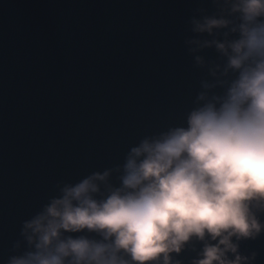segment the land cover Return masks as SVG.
<instances>
[{"label": "water", "instance_id": "water-1", "mask_svg": "<svg viewBox=\"0 0 264 264\" xmlns=\"http://www.w3.org/2000/svg\"><path fill=\"white\" fill-rule=\"evenodd\" d=\"M219 14L212 0H0V264L28 250L23 222L58 185L122 166L143 138L185 125L201 93L227 91L239 74H224L227 57L185 42L192 16ZM226 31L199 38H238ZM202 247L193 237L173 264ZM239 252L264 264V231Z\"/></svg>", "mask_w": 264, "mask_h": 264}, {"label": "clouds", "instance_id": "clouds-1", "mask_svg": "<svg viewBox=\"0 0 264 264\" xmlns=\"http://www.w3.org/2000/svg\"><path fill=\"white\" fill-rule=\"evenodd\" d=\"M212 2L220 14L192 16L195 35L185 42L190 51L214 46L227 57L224 74L238 77L223 95L201 93L185 125L143 138L122 166L58 185L59 195L23 222L28 250L7 264H173L171 253L193 237L203 247L192 264L255 259L240 254L239 241L264 231V0ZM219 29L238 38H199Z\"/></svg>", "mask_w": 264, "mask_h": 264}]
</instances>
